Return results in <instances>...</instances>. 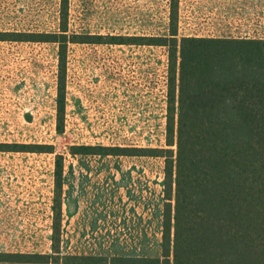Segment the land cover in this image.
Here are the masks:
<instances>
[{
    "label": "rangeland",
    "instance_id": "obj_1",
    "mask_svg": "<svg viewBox=\"0 0 264 264\" xmlns=\"http://www.w3.org/2000/svg\"><path fill=\"white\" fill-rule=\"evenodd\" d=\"M173 1L69 0L68 33L88 41L169 36ZM176 1L179 39L264 38V0ZM61 7V0H0V32H60ZM169 54L165 45L70 42L58 132L59 44L0 40V143L54 150L0 151V253L53 254L60 233L61 264L162 258L165 158L74 152L166 147Z\"/></svg>",
    "mask_w": 264,
    "mask_h": 264
},
{
    "label": "trees",
    "instance_id": "obj_2",
    "mask_svg": "<svg viewBox=\"0 0 264 264\" xmlns=\"http://www.w3.org/2000/svg\"><path fill=\"white\" fill-rule=\"evenodd\" d=\"M176 2L169 36H71L69 0H61L60 32L1 31L0 40L59 44L58 132L65 127L70 42L168 46L166 147L80 146L74 153L165 158L162 258L141 264H264V38L179 39ZM0 151L54 152L41 144L8 143H0ZM62 159L58 155V187ZM60 240L56 234L53 254L0 253V261L61 264ZM86 260L68 263L105 261Z\"/></svg>",
    "mask_w": 264,
    "mask_h": 264
},
{
    "label": "crops",
    "instance_id": "obj_3",
    "mask_svg": "<svg viewBox=\"0 0 264 264\" xmlns=\"http://www.w3.org/2000/svg\"><path fill=\"white\" fill-rule=\"evenodd\" d=\"M196 6H201V7H202L203 5H202V4H195V3H194V4L192 5V8H195ZM195 36H196V35H195ZM197 36H198V35H197ZM202 37H209V36H202Z\"/></svg>",
    "mask_w": 264,
    "mask_h": 264
}]
</instances>
